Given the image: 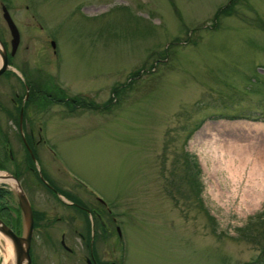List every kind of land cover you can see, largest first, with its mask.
I'll return each mask as SVG.
<instances>
[{
	"label": "rangeland",
	"instance_id": "1",
	"mask_svg": "<svg viewBox=\"0 0 264 264\" xmlns=\"http://www.w3.org/2000/svg\"><path fill=\"white\" fill-rule=\"evenodd\" d=\"M229 1L0 0V42L10 51L2 5L20 33L12 74L0 76V171L20 174L40 213L30 252L36 264H85L91 250L106 264L257 260L258 246L240 236L247 226L256 236L264 229L256 224L264 188L259 201L233 196L208 147L264 126V0H238L219 13ZM25 80L53 82L99 106L124 85L110 111L26 109L23 131L40 182L27 168L19 127ZM0 188L16 209V190ZM19 214L16 228L14 211L0 219L24 236L28 220ZM2 256L0 243V264Z\"/></svg>",
	"mask_w": 264,
	"mask_h": 264
},
{
	"label": "bare ground",
	"instance_id": "2",
	"mask_svg": "<svg viewBox=\"0 0 264 264\" xmlns=\"http://www.w3.org/2000/svg\"><path fill=\"white\" fill-rule=\"evenodd\" d=\"M227 127L234 131H243L238 129L237 125H227ZM252 129L254 131H251ZM249 131L252 134L244 131L241 135L223 138L225 141L221 139L219 143H215L214 138L208 146L210 155L217 161L216 166L213 165L214 169L225 172V176L232 181V195H241L243 202L249 199L259 201L263 196L264 188V126L253 125ZM0 184L8 185L19 191L17 182L12 176L1 171ZM0 243L4 258L3 264H17V261L25 264L24 256L17 258L12 240L1 232Z\"/></svg>",
	"mask_w": 264,
	"mask_h": 264
},
{
	"label": "trees",
	"instance_id": "3",
	"mask_svg": "<svg viewBox=\"0 0 264 264\" xmlns=\"http://www.w3.org/2000/svg\"><path fill=\"white\" fill-rule=\"evenodd\" d=\"M238 0H230L229 3L221 9V11L219 13L222 14H228L231 10H233L234 5L237 3ZM219 13L216 14V18H218V16L220 15ZM11 62V59H10ZM139 76V72L133 73L131 74V78L133 77H138ZM32 82V83H31ZM27 86L29 88V95L27 97V99L24 101L25 98V94L26 91L24 92V95L21 96L20 99L17 100L18 102V106H17V110L18 113L20 115V111L21 108L23 109V124L26 118V109L30 106V105H35V104H41L43 105V110L47 109L49 107L50 104H60L65 106L69 113H73L74 111H76L77 109H84V110H90V111H94V112H104V111H110V105L114 104V102H116V98L119 94V91L122 90L124 88V85H118V87L114 88V90L112 91V97L109 101H107L105 104H102V106H99L98 104L94 103V102H89L88 100H85L84 98H81L79 96H75V97H68L61 89H59L57 86L54 85V83H49V82H42V81H27ZM132 83V80H130L128 82V85ZM57 87V88H55ZM37 106V105H36ZM51 106V105H50ZM18 115V120L20 119ZM25 139L29 145V147L32 150V139L29 135L25 134ZM26 148V147H25ZM26 151V157H27V168L33 172L36 175V178L39 180L40 182V178L38 176V173L35 170V166L34 163L30 157V154L28 153L27 149H25ZM33 154H35V152L32 150ZM8 158L11 161V163L13 162V156L12 154H8ZM188 158H190L188 156ZM191 159V158H190ZM192 162H194V165L192 163V166L196 168V172L198 174V165L197 162L194 159H191ZM190 160L188 159L187 163L189 164ZM1 169H4V167L2 165H0ZM18 180H20V174L14 173L13 174ZM193 177H189V182H190V186L191 189L194 191L195 194H199L200 192V187L199 184L197 183L195 185L194 180H192ZM195 186H196V191H195ZM48 190L50 189L49 187H46ZM51 191V190H50ZM52 192V191H51ZM12 197L11 192L6 191L3 188H0V217L6 216V217H11V212H15L16 214V222L14 223V226L16 228V226H19L20 221L17 220L19 218V209L18 207L12 208V207H8V203H10L12 200H10ZM3 201V204H2ZM200 201V200H199ZM2 213L4 214L2 216ZM33 217H34V228H36V226L38 225V220L40 218V213L35 212L33 213ZM210 221H214V219L212 217L209 216ZM14 221V220H13ZM264 223V219H259L258 222H256V224H263ZM251 226H247L245 229H243L241 231V236L243 237L245 240H249L253 243H255L258 248L260 249V255L257 258V260L254 262V264H264V229L259 232V235H252L251 234ZM258 242V243H257Z\"/></svg>",
	"mask_w": 264,
	"mask_h": 264
},
{
	"label": "water",
	"instance_id": "4",
	"mask_svg": "<svg viewBox=\"0 0 264 264\" xmlns=\"http://www.w3.org/2000/svg\"><path fill=\"white\" fill-rule=\"evenodd\" d=\"M2 12H3V19L5 20L7 27L10 31L11 37H12L10 55L14 56L17 51L19 42H20V35H19L17 27L15 26L14 22L12 21L5 7H2ZM51 45L53 48L55 47L54 42H51ZM1 57H2V64L0 66V76L8 69V57H7V52L4 47H3V52H1ZM27 149L31 155L32 160L35 161V157L32 154L28 146H27ZM12 178L17 182V185H18L19 191L16 190L17 200H18V204L21 209L22 215L28 220V227H27V230L24 236L23 235L18 236L12 229L7 227L0 220V232L12 240L15 246L16 253H17V258L24 256L25 264H31L30 245H31V240H32L33 223H34L33 222V212L29 204V201L27 199V196L25 195V192L23 191L20 183L16 180L15 177L12 176ZM17 264H21V263L17 261Z\"/></svg>",
	"mask_w": 264,
	"mask_h": 264
},
{
	"label": "flooded vegetation",
	"instance_id": "5",
	"mask_svg": "<svg viewBox=\"0 0 264 264\" xmlns=\"http://www.w3.org/2000/svg\"><path fill=\"white\" fill-rule=\"evenodd\" d=\"M76 206V205H75ZM104 224L102 223V226H103ZM64 241L63 240H61V245L63 246V248L65 249V250H67L70 254L72 253V250L70 249V248H68L67 246L65 247L64 245ZM89 246V245H88ZM32 250V249H31ZM32 255H33V250H32ZM89 256H90V258H86V259H82L81 261L82 262H86L85 264H106V263H101L99 260H98V258H97V255L94 253V251H90V253H89ZM32 264H36V261L34 260V256H32ZM111 264H113V263H111Z\"/></svg>",
	"mask_w": 264,
	"mask_h": 264
}]
</instances>
